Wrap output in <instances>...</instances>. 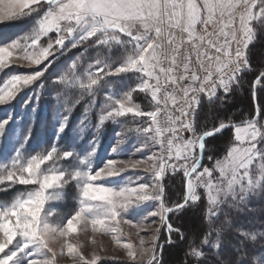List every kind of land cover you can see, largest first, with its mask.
Returning <instances> with one entry per match:
<instances>
[{
    "label": "snow or ice",
    "instance_id": "1",
    "mask_svg": "<svg viewBox=\"0 0 264 264\" xmlns=\"http://www.w3.org/2000/svg\"><path fill=\"white\" fill-rule=\"evenodd\" d=\"M28 18L26 31L0 43V106L12 105L33 85L38 99L45 87L41 78L55 60L71 49L83 46V51L51 81L63 107L54 140L25 154L29 127L17 136L12 155L0 158V192L25 186L0 202V264L120 259L101 255L102 244L86 255L82 234L92 246L98 237H109L123 250L125 264H139L145 256L147 264H159L155 245L145 247L143 237L139 245L125 241L130 234L122 227L139 234L147 218L157 216L170 234L186 241L184 264H213L209 253L214 264H264V227L235 226L223 207H236L249 194L264 191V112L256 104L251 117L237 122L211 107L218 101L222 105L249 74L253 97L257 90L264 92V67H254L250 59V46L264 38V0H0V24ZM90 50L94 53L87 55ZM16 62L37 70L7 71ZM137 93L144 94L147 109L135 101ZM85 97L78 137L86 128L94 133L81 146L65 129L72 109ZM202 97L208 118L216 121L210 127L198 120ZM30 99L23 97L21 106ZM10 121L11 108L0 117V137ZM106 124L121 131L98 157ZM229 128L234 143L222 157L208 155L212 164L205 165L207 141ZM133 139L129 153L122 146ZM136 152L144 154L134 158ZM142 166L150 175H123ZM177 173L185 190L181 202L170 204L164 180ZM68 200L74 202L69 210L58 213L54 205ZM190 206L203 210L200 234L186 235L169 223L170 214ZM228 231L235 233V243L225 242Z\"/></svg>",
    "mask_w": 264,
    "mask_h": 264
},
{
    "label": "trees",
    "instance_id": "2",
    "mask_svg": "<svg viewBox=\"0 0 264 264\" xmlns=\"http://www.w3.org/2000/svg\"><path fill=\"white\" fill-rule=\"evenodd\" d=\"M31 18L23 21L10 22L8 24H0V43L5 42L7 39L14 38V36L21 31H26L30 27ZM22 26V27H20ZM83 51V46L66 51L64 55L56 59L51 65L47 72H45L44 77L41 78L44 81L45 87L39 90V111L36 114L33 123L30 124L32 131V138L29 140L26 148L24 150L25 154H29L34 150H39L38 145L47 146L54 140L53 135V118L56 114H61L63 107L57 103V85L51 83L52 80L62 71L64 66L68 61L79 55ZM94 50H90L89 54L92 55ZM51 58V57H50ZM250 59L254 67L261 68L264 67V38L258 37L257 42L250 46ZM47 63V62H45ZM40 67H43L41 65ZM9 72H19L21 69L9 68ZM116 80L119 78L113 77L109 78ZM253 79L252 74H249L245 78V83L243 86L230 93L225 97V102L221 105L218 101L216 104L212 105V110L225 118L231 116L234 121L239 122L245 116L251 117L255 112V105L259 104L264 112V92L257 90L255 98L252 95L250 81ZM40 83V81H37ZM222 95V94H220ZM134 99L137 103H140L142 107L147 109L149 105L145 100L144 94L137 93L134 94ZM88 98L81 100V102L72 109V114L68 121V127L65 129V134H67L69 139H74V131L78 120L83 114L84 105L87 103ZM99 103V100H98ZM209 105L202 101L201 110H198V120L201 124L207 121L206 126H212L216 121L214 119H209ZM0 117H2L0 115ZM91 118L95 121V114L93 113ZM93 121V123H95ZM42 124H46L45 131L43 133V138H39V132H41ZM107 129H110L107 127ZM234 143V137L232 129H225L222 133L209 138L207 141L208 148L205 153V159L203 163L210 166L212 161L207 159L208 155H211L214 159L217 157H222L226 154L227 150ZM165 192L168 202H181L184 193V182L181 179V174L169 175L166 177L165 181ZM3 187V186H0ZM25 186L16 185L14 188L8 189L5 192H0V202H6L10 200L16 193L17 189H22ZM228 203H234L231 198ZM73 201H65L64 205L70 208ZM224 211L227 213L229 219L232 220L235 226H240L244 228H256L260 229L264 227V191L260 190L258 193L251 194L247 196L244 202L239 203L236 207H228L224 205ZM224 219L223 214L221 215V220ZM169 223L173 225L174 228L179 227L181 231L185 234L195 233L200 234L203 231V210L197 206H190L179 214H170ZM171 240V242H169ZM224 240L226 243H235V233L233 231H228L224 235ZM158 260L159 264H184L185 260V250L186 241H181L177 233H169L167 231L166 225L162 228V233L160 235V244L158 247ZM209 260L215 262V258L209 253ZM103 264H114V263H103ZM119 264V263H117Z\"/></svg>",
    "mask_w": 264,
    "mask_h": 264
},
{
    "label": "rangeland",
    "instance_id": "3",
    "mask_svg": "<svg viewBox=\"0 0 264 264\" xmlns=\"http://www.w3.org/2000/svg\"><path fill=\"white\" fill-rule=\"evenodd\" d=\"M179 35H181V34L177 33V36H179ZM57 55H59V54H57ZM61 56L62 55H60L59 58ZM20 63L21 62H16V66H13L12 68L21 69V71H19L21 73H23V72H34L37 70L36 66L29 67L26 64H24L23 66H18V65H20ZM32 88H35V85H33ZM32 88L24 89V91H22L17 96L16 100L13 101L12 105L0 106V115L2 117L5 114V110L9 109V108L12 109V116H13V121H10L9 125L6 126L4 136L0 137V158H2L5 155H8V156L12 155L13 147L17 141V136L20 135L22 132L27 131V129L30 127V124L33 123V120L39 111L38 106H39L40 93L38 90V97L39 98L37 99L36 95H33V93H32ZM220 94H222V93H219L218 95H220ZM25 96H31V99L29 100V102L25 106H21V100ZM203 102L206 103L207 101L203 100ZM60 115L61 114L54 115L53 133H54V130L57 126ZM69 119H70V117H69ZM125 119H130V118H125ZM79 120H78L77 125L75 127L74 139L76 140V143L78 145L82 146V145H85L88 142V140L92 138V135L94 133V129L93 128H86L82 134H79V137H78ZM92 121H94V120L92 119ZM14 124H15L16 128H15V131L13 132V131H11V129L13 128ZM130 126L134 127L135 125L133 124ZM107 127L110 129H107ZM45 128H46V124H42L41 129H40L41 132L38 133L39 134L38 137L40 139L43 138L42 135L45 131ZM119 131H121V127L119 125H115V124H106L105 125V128L102 130V132L100 134V146L97 150V156L98 157H103L106 154L108 147H109V144L114 141V139L116 138V133ZM133 142H134V139L126 142L122 147L126 148L129 153H132L133 149H132L131 145ZM25 148H26V145H25ZM25 148H24V150H25ZM147 151H148L147 149L144 150V152H147ZM143 154H144L143 152H136L134 155V158H139ZM122 158H126V157L122 156ZM209 167H211V165ZM136 174L150 175L148 173L143 172V166L140 169H136L134 171L126 172L123 175L124 176H131V175H136ZM166 177H165V179H166ZM116 179H119V178H116ZM258 191H260V190H257L255 193H258ZM251 194H254V193H251ZM251 194H249V195H251ZM64 203L65 202H57L54 205V207L56 208L58 213H64V212H67L69 210V208L67 206H65ZM57 218H58L57 216L52 217L53 220H56ZM132 218L135 220V219H138L139 217L133 216ZM145 224L147 225V227L144 230L139 231V234H137L138 230L136 228H132L128 225H122V227L124 228V231L126 233L130 234V235H126L125 237H123V239L125 241L128 239H131L135 244L139 245V240H140V238L143 237L145 239V242H146L145 247L151 248L154 244L155 250L157 253V257H159L158 247L160 244V235L162 233V228H163L164 224L161 222V220L158 216L157 217H148L147 220L145 221ZM154 235L156 237L155 241H153ZM79 239H80L81 243H83L85 245L83 250H84L86 255L92 250L93 247H95L97 251H100V246L102 244L104 251L100 252L101 255H103V256H116V257L120 258L117 260H109L106 262H102V264L103 263L125 264V262H124V255L125 254H124L123 250L116 248L109 237H107V236L98 237L99 243L96 246L90 245V243L88 242V239H87V235H85V234H82L79 237ZM54 247L57 249V251H59V247H60L59 242ZM149 255H151V252L149 253ZM148 258H149V256H145L143 258V260L139 262V264H147ZM58 260H59L60 264H71V262L68 260L67 257H64V258L58 257ZM154 264H155V262H154Z\"/></svg>",
    "mask_w": 264,
    "mask_h": 264
},
{
    "label": "built area",
    "instance_id": "4",
    "mask_svg": "<svg viewBox=\"0 0 264 264\" xmlns=\"http://www.w3.org/2000/svg\"><path fill=\"white\" fill-rule=\"evenodd\" d=\"M188 47H190V46L185 45V48H188ZM218 94H219V93H218ZM203 100H204V101H207L205 98L202 97V101H203Z\"/></svg>",
    "mask_w": 264,
    "mask_h": 264
}]
</instances>
